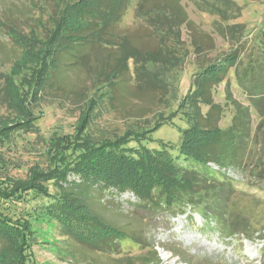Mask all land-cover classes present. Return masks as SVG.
Here are the masks:
<instances>
[{"label": "trees", "instance_id": "trees-1", "mask_svg": "<svg viewBox=\"0 0 264 264\" xmlns=\"http://www.w3.org/2000/svg\"><path fill=\"white\" fill-rule=\"evenodd\" d=\"M129 1L65 2L54 18L53 29L42 42L41 54L34 65L38 68L29 70L28 77L21 76L20 72L12 79L18 90L16 97L5 86L0 89V105L9 106L16 114L13 121H2L0 124V144H3L15 133L32 131L34 118L30 109L37 105L45 86L57 79L61 69L73 73L74 69L86 68L94 78V93L86 101L85 113L78 119L73 134L56 136L50 141L51 166L44 171L30 169L24 180L0 179L2 202L23 205L27 194L45 200L33 217L17 218L18 223L0 211V254L13 256L4 264H35L30 252L32 234L29 221L42 220L55 224L63 236L92 252L119 253L121 241L129 238L136 240L132 238V230L117 228L90 209V200L96 190L100 195L106 190L116 195L130 192L147 207H163L180 215L187 212L199 214L194 207L200 205L208 214L206 217L201 213L205 221L209 218L220 224L223 213L219 206L228 201L234 189L222 176L211 173L208 165L219 169L237 166L252 141L249 110L234 100L228 90L226 105L231 106L234 112L230 125L220 127L224 108L213 101V90L230 69L234 68L245 100L260 115L256 133H264L263 26L258 34L257 51L250 54L241 69H236L241 51L237 48L230 50L228 54L202 65L193 75L186 93L178 99L176 108L167 116L159 114L151 128L129 129L111 140H93L87 131L96 109L104 99L110 101L113 108L115 104L118 108L125 106L129 97L136 96L130 90L132 79L141 96L168 99L173 87L177 91V72L184 59L166 45L168 37L178 38L180 28L185 27L193 37L198 57L214 49L212 40L188 19L181 7L182 0H140L135 15L153 30L158 43L137 45L136 41L122 36L119 31ZM202 10L222 22L232 19L227 8L212 1H205ZM240 28L238 25L218 26L216 31L223 38L236 37ZM201 37L206 40L197 43L195 38ZM12 40L18 46L19 54L13 57L17 59L24 51L25 43L20 36ZM25 47H29L27 53L30 55V45ZM86 49L94 56V68L88 64L90 54H83ZM129 62L134 65L133 75ZM174 75L178 78L176 86L172 82V79L175 81ZM146 103L143 107L133 106L130 110L136 112L135 109H139L142 114L148 113V104H153L151 100ZM202 108L206 111L203 112ZM176 117L185 120L186 128L181 130L180 143L175 152L162 143L157 149L141 145L143 141H151L150 134L162 125L171 124ZM131 142L137 143L138 148L130 147ZM253 169L257 177L264 180V160L259 159ZM49 186H53L52 192ZM242 224V220L235 217L231 224H223L222 227L227 232L234 230V234H230L233 236L241 233L237 229H241ZM257 236L264 242V226L258 230ZM144 255L150 257L146 264H160L152 250ZM128 261L134 263H131V258Z\"/></svg>", "mask_w": 264, "mask_h": 264}, {"label": "rangeland", "instance_id": "rangeland-1", "mask_svg": "<svg viewBox=\"0 0 264 264\" xmlns=\"http://www.w3.org/2000/svg\"><path fill=\"white\" fill-rule=\"evenodd\" d=\"M73 1L75 0H0V89L5 86L14 97L17 96L18 90L12 79L20 72L21 76L28 77L29 70L31 72L38 68L34 65L41 54L43 40L53 29L57 12L65 2ZM139 1H129L119 25L120 34L141 46L158 43L153 30L135 15ZM205 1L227 8L232 19L222 22L218 17L203 11ZM181 7L198 30L212 40L214 49L198 57L193 37L185 27L180 28L178 38L168 37L166 45L184 59L177 72V91L173 87L168 99L141 96L132 79L130 90L136 96L129 97L125 106L118 108L115 104L113 108V104L111 106L110 101L104 99L96 109L87 131L96 142L111 140L129 129L151 128L159 114L167 116L176 108L178 99L186 93L193 75L202 65L237 48L241 55L236 69H241L250 54L257 51L258 34L264 26V0H182ZM235 25L241 27L237 30L236 33L240 34L236 37L223 38L216 31L218 26ZM19 36L25 43L22 48L24 51L17 59H13L19 52L12 38ZM205 40L204 37L195 38L197 43ZM26 44L30 45V55ZM3 54L11 61H7ZM83 54H90V51L86 49ZM88 60L89 66L94 68L92 54ZM133 66L132 62L128 63L132 75ZM63 69L57 74V79L45 86L37 105L30 109L34 118L32 131L15 133L9 141L0 144V179L24 180L32 168L43 171L49 168L51 139L73 134L78 119L84 115L86 101L94 93L92 73H88L86 68L74 69L73 73L64 72ZM177 77L175 76V81L172 79L174 86ZM227 90L234 100L249 110L252 141L237 166L219 169L212 164L208 165L211 173L222 176L234 189L228 201L219 206L223 213L220 224L209 218L205 221L203 217H208V214L200 205L194 207L199 214L191 215L187 212L180 215L163 207H147L138 202L130 192L116 195L106 190L100 195L96 190L90 200V209L109 224L123 230H132V238L137 239L121 241L119 253H98L67 239L55 224L42 220L29 221L32 261L35 264H130L128 260L131 258V263L146 264L150 257L144 254L152 250V253L157 254L160 264H264V242L257 239L258 230L264 226V180L257 177L253 169L259 159L264 160V133H256L260 115L245 100L236 81L234 68L228 71L224 80L213 90V101L224 108L220 127L230 125L234 112L231 106L226 105ZM156 92L159 91L154 93ZM149 100L153 105L148 104V113L142 114L139 109H135L136 112L130 110L133 106L143 107ZM3 105H0V124L2 121L11 122L16 117L9 106ZM202 109L203 112L206 111V108ZM184 128L185 120L176 117L171 124L162 125L150 134L151 141H143L141 145L157 149L159 143H162L175 152ZM129 146L138 148L135 142L129 143ZM72 179L73 177L70 178ZM49 189L52 192L53 186H49ZM44 202L45 200L33 194H27L23 205L0 200V211L11 218V221L18 223L17 218L33 217L38 206ZM27 212L30 215L26 216ZM235 217L242 220V228L237 229L241 233L230 236L234 234V230L227 232L222 225L228 226ZM11 258L13 256L0 254V263L4 264Z\"/></svg>", "mask_w": 264, "mask_h": 264}]
</instances>
